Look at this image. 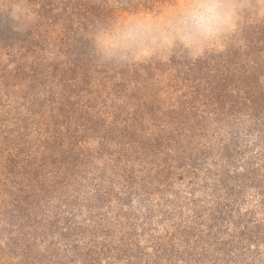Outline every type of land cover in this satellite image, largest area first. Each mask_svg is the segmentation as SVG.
I'll list each match as a JSON object with an SVG mask.
<instances>
[{
    "label": "trees",
    "instance_id": "trees-1",
    "mask_svg": "<svg viewBox=\"0 0 264 264\" xmlns=\"http://www.w3.org/2000/svg\"><path fill=\"white\" fill-rule=\"evenodd\" d=\"M12 3L25 26L0 11V264H264V22L180 75L175 56L95 59L108 0Z\"/></svg>",
    "mask_w": 264,
    "mask_h": 264
},
{
    "label": "clouds",
    "instance_id": "clouds-1",
    "mask_svg": "<svg viewBox=\"0 0 264 264\" xmlns=\"http://www.w3.org/2000/svg\"><path fill=\"white\" fill-rule=\"evenodd\" d=\"M108 7L111 14L88 33L100 64L166 61L178 48L196 60L223 51L242 31L246 17L264 22V0H162L155 11L130 10L126 0H108ZM0 11L25 26L12 0L0 3Z\"/></svg>",
    "mask_w": 264,
    "mask_h": 264
},
{
    "label": "rangeland",
    "instance_id": "rangeland-1",
    "mask_svg": "<svg viewBox=\"0 0 264 264\" xmlns=\"http://www.w3.org/2000/svg\"><path fill=\"white\" fill-rule=\"evenodd\" d=\"M129 1H132V0H126V2H129ZM143 1L144 0H136L137 3L138 2H143ZM171 56H175V58H176V63L177 64L175 65V68L176 69L179 68L178 71L180 70V72H178V74H180V75H182L181 72L185 73L187 71V66L189 64V61H193V59L189 58L187 56V54L182 49H179V48L175 52H173V54ZM173 74H175V73H173ZM4 255H5L4 256L5 259L9 260L10 262H14V261H12V258H11L10 254L6 253ZM16 262H17V260H15V263Z\"/></svg>",
    "mask_w": 264,
    "mask_h": 264
}]
</instances>
